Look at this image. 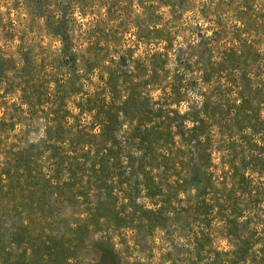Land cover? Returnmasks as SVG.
<instances>
[{
    "label": "rangeland",
    "instance_id": "1",
    "mask_svg": "<svg viewBox=\"0 0 264 264\" xmlns=\"http://www.w3.org/2000/svg\"><path fill=\"white\" fill-rule=\"evenodd\" d=\"M136 64L167 79L148 89L151 108L166 93L160 103L169 99L186 131L206 111L214 116L212 134L233 115L236 121L250 116L264 122V0H0V120L13 125L6 132L22 135L23 146H37L44 135L43 116L26 109L23 94L36 108L61 85L91 86L107 76L118 85L127 82ZM223 71L234 82L225 85ZM243 99L249 105L235 115ZM60 217L56 236L65 251L51 240L44 255L29 249L14 264L192 263L186 213ZM223 223L215 244L225 252ZM231 227L243 240L252 238L254 225L242 216ZM85 229L88 237L72 243L67 230Z\"/></svg>",
    "mask_w": 264,
    "mask_h": 264
},
{
    "label": "trees",
    "instance_id": "2",
    "mask_svg": "<svg viewBox=\"0 0 264 264\" xmlns=\"http://www.w3.org/2000/svg\"><path fill=\"white\" fill-rule=\"evenodd\" d=\"M151 73L136 64L120 85L112 76L61 85L36 108L23 94L26 109L43 116L37 146H23L22 135L6 132L13 125L0 120V264L22 260L29 249L44 255L51 240L65 251L56 236L61 212L186 213L191 264H264V122L233 115L212 134L206 111L186 131L169 99L160 103L166 93L151 108L148 89L167 83ZM240 101L235 115L249 105ZM241 216L254 225L249 241L231 227ZM220 220L225 252L215 244ZM73 231L72 243L90 234Z\"/></svg>",
    "mask_w": 264,
    "mask_h": 264
}]
</instances>
